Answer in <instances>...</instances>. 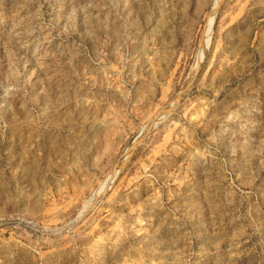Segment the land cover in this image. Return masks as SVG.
Returning <instances> with one entry per match:
<instances>
[{"label":"rangeland","instance_id":"374dc122","mask_svg":"<svg viewBox=\"0 0 264 264\" xmlns=\"http://www.w3.org/2000/svg\"><path fill=\"white\" fill-rule=\"evenodd\" d=\"M0 264H264V0H0Z\"/></svg>","mask_w":264,"mask_h":264},{"label":"bare ground","instance_id":"6f19581e","mask_svg":"<svg viewBox=\"0 0 264 264\" xmlns=\"http://www.w3.org/2000/svg\"><path fill=\"white\" fill-rule=\"evenodd\" d=\"M219 3H220V1H219ZM219 3L217 4V8H218ZM216 12H217V9H216ZM205 29H206V28H205ZM205 36H206V35H205V30H204V32H203V38H202V40H201L200 45L203 43V41H204V37H205Z\"/></svg>","mask_w":264,"mask_h":264}]
</instances>
